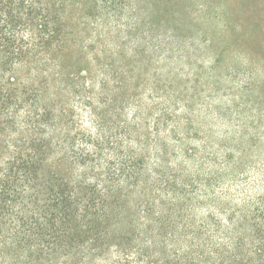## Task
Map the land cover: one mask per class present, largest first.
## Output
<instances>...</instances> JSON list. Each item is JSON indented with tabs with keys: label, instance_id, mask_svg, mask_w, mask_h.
Instances as JSON below:
<instances>
[{
	"label": "rangeland",
	"instance_id": "rangeland-1",
	"mask_svg": "<svg viewBox=\"0 0 264 264\" xmlns=\"http://www.w3.org/2000/svg\"><path fill=\"white\" fill-rule=\"evenodd\" d=\"M43 1L57 36L0 65V165L36 147L118 205L123 246L88 264H215L231 240L264 264V0ZM35 196L17 195L28 224L5 217L20 251L0 264H84L31 223Z\"/></svg>",
	"mask_w": 264,
	"mask_h": 264
},
{
	"label": "trees",
	"instance_id": "trees-1",
	"mask_svg": "<svg viewBox=\"0 0 264 264\" xmlns=\"http://www.w3.org/2000/svg\"><path fill=\"white\" fill-rule=\"evenodd\" d=\"M43 3V0H0L1 67L7 69L11 62L21 60L32 50L37 49L38 44H49L57 36L58 29L48 20V15L45 13L48 6H43ZM35 29L42 30V32L38 33ZM33 150L34 154L28 160L14 157L9 160L6 167L0 165V257L5 253L20 251L16 249L17 244L7 248L12 244L10 242L12 238L8 239L5 236L2 241L6 226L4 220L5 217L12 216L13 219H19L25 224L31 221L28 219L30 210H26L24 205H17V195L31 188L35 189L34 199L39 200L42 197L45 202L42 206L34 205L33 210L37 212L34 215L37 219L31 223L34 225L41 218L46 220L51 218L54 229L51 238L53 236L56 238H53L50 244L56 245L59 242L61 246L69 248L72 259H77L74 250L78 244L85 249L81 256L84 264L104 254L105 249H108L112 243L123 246L122 231L124 228L121 229L120 234H116L119 232L117 231L119 222L116 219L118 205L108 197L103 200L102 196L91 192L94 190L93 187H88L87 194L81 196L79 190L71 186L65 173L57 170L46 171L43 167L46 158H41L42 152L38 148L33 147ZM5 169L7 171L3 172ZM32 180H35L34 184ZM94 201L99 202L102 207L98 208V203ZM229 245L222 243L216 248L214 253L218 257L215 264L242 263L240 254L243 252V244L235 242L231 251L228 249ZM122 250L126 256L123 258L128 263L135 260L136 264H157L150 257L140 259L134 255L130 256L126 248ZM259 252L261 256L262 247L257 250V253ZM129 257L133 258L129 259ZM186 257L193 259L195 254L191 251L186 254ZM163 264H170V262Z\"/></svg>",
	"mask_w": 264,
	"mask_h": 264
}]
</instances>
